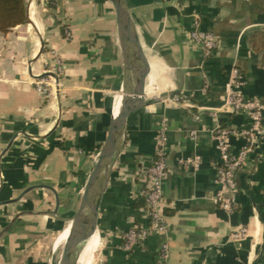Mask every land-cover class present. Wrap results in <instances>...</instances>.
Segmentation results:
<instances>
[{
    "label": "crops",
    "instance_id": "crops-1",
    "mask_svg": "<svg viewBox=\"0 0 264 264\" xmlns=\"http://www.w3.org/2000/svg\"><path fill=\"white\" fill-rule=\"evenodd\" d=\"M27 2L29 22L0 32V264H59L66 240L60 245L58 239L79 207L116 117L124 60L108 0ZM126 2L149 70L143 107L127 120L101 200L94 261L103 244L100 264H162L159 253L168 243L165 264H264V134L237 174L231 213L215 200L222 158L214 139L221 126L232 132V154L247 144L237 134L248 126V115L221 110L233 68L245 78L244 96L264 105V53L248 45L252 32L264 31V0ZM197 25L218 39L211 57L188 36ZM56 57L63 65L59 89L45 98L34 81L56 69ZM174 95L194 107L165 101ZM164 125L169 231L128 253L120 248L123 233L149 221L142 192L162 148ZM196 156L198 170L182 162ZM37 186L53 188L59 206L52 190ZM242 227L248 236L233 240L232 232Z\"/></svg>",
    "mask_w": 264,
    "mask_h": 264
},
{
    "label": "built area",
    "instance_id": "built-area-1",
    "mask_svg": "<svg viewBox=\"0 0 264 264\" xmlns=\"http://www.w3.org/2000/svg\"><path fill=\"white\" fill-rule=\"evenodd\" d=\"M188 36L194 44L203 49L206 57H211L218 48L217 37L212 33L202 31L198 25L188 33ZM62 67L61 59L56 57V69L49 72L47 78L34 81L37 91L45 98L56 95L59 89V76L62 73ZM244 86L245 78L242 72L238 68H233L226 86V100L221 110L229 109L233 114L244 112L248 115V126L237 134L246 137L247 144L238 154H232L228 143V138L232 132L219 126L214 134L216 149L222 158V163L217 168L219 189L215 200L228 213L235 211L237 207V174L246 165L249 155L256 149L264 134V105L258 100L245 97L242 92ZM165 101L174 105H185L188 108L194 107L179 95L169 96ZM196 119L199 120V116H196ZM167 131L168 128L164 125L160 134V146L162 148L147 171V181L142 192L149 221L146 225L133 227L123 233L120 248L125 252L130 253L138 247H144L153 235H165L169 231L163 194V181L168 171V162L163 151L167 140ZM191 136L195 140L196 132H191ZM200 161L199 156L182 160L183 163L196 170L200 168ZM247 236L248 229L245 227L239 228L231 234V238L237 241H243ZM169 252L168 243L163 244L159 253L162 264L167 261Z\"/></svg>",
    "mask_w": 264,
    "mask_h": 264
},
{
    "label": "water",
    "instance_id": "water-1",
    "mask_svg": "<svg viewBox=\"0 0 264 264\" xmlns=\"http://www.w3.org/2000/svg\"><path fill=\"white\" fill-rule=\"evenodd\" d=\"M108 1L116 12L118 37L124 60V80L121 88L123 101L119 114L112 121L96 166L88 177L79 207L69 220V236L63 245L59 264H76L79 243L92 226L97 231L101 200L108 186L113 166L124 144L127 120L143 107L141 95L149 70L147 59L136 35L126 0ZM140 64L143 65V69ZM140 76L142 79L138 80ZM37 187L52 190L57 198V207L59 206L58 195L53 188L49 186ZM34 188H29L24 194Z\"/></svg>",
    "mask_w": 264,
    "mask_h": 264
},
{
    "label": "trees",
    "instance_id": "trees-1",
    "mask_svg": "<svg viewBox=\"0 0 264 264\" xmlns=\"http://www.w3.org/2000/svg\"><path fill=\"white\" fill-rule=\"evenodd\" d=\"M28 22L27 0H0V32L2 34H7ZM248 45L253 52L264 53V31L252 32L248 36Z\"/></svg>",
    "mask_w": 264,
    "mask_h": 264
},
{
    "label": "bare ground",
    "instance_id": "bare-ground-1",
    "mask_svg": "<svg viewBox=\"0 0 264 264\" xmlns=\"http://www.w3.org/2000/svg\"><path fill=\"white\" fill-rule=\"evenodd\" d=\"M152 80H153V77H152ZM153 81H155V80H153ZM153 85H154L153 82H151L150 85L148 86V93L149 94H153L154 93L153 92ZM122 101H123V94L120 92L118 105H117V107H116V109L114 111V115L115 116H117L119 114L120 110H121ZM95 232H96L95 227L92 226L90 228V230L88 231L87 235L85 236V238L82 239V241L79 243L78 251H77L76 264H94V257H93V255L91 253V250H92V245H93ZM68 236H69V228L66 229L61 234V236L58 239V243L61 245L68 238Z\"/></svg>",
    "mask_w": 264,
    "mask_h": 264
},
{
    "label": "rangeland",
    "instance_id": "rangeland-1",
    "mask_svg": "<svg viewBox=\"0 0 264 264\" xmlns=\"http://www.w3.org/2000/svg\"><path fill=\"white\" fill-rule=\"evenodd\" d=\"M62 248H63V246L61 245L60 250H59L58 253H57V260H56L57 263H58V261H59V259H60V257H61V254H62ZM102 249H103V244H102V246L99 248V250L96 252L94 264H100V262H101V257H102Z\"/></svg>",
    "mask_w": 264,
    "mask_h": 264
}]
</instances>
